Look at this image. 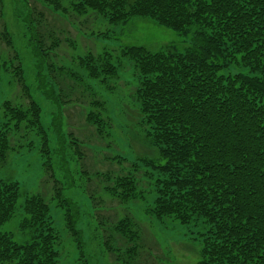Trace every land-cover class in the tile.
Returning <instances> with one entry per match:
<instances>
[{"label":"trees","instance_id":"16d2710c","mask_svg":"<svg viewBox=\"0 0 264 264\" xmlns=\"http://www.w3.org/2000/svg\"><path fill=\"white\" fill-rule=\"evenodd\" d=\"M75 9L103 14L114 24L131 16L149 17L189 38L183 49H124L141 76L135 95L147 124L145 137L162 162L145 160L150 166L143 171L136 165L138 176L101 174L110 181L103 189L120 204L143 199L145 190L138 187L142 177L146 188H154L148 211L156 219L169 217L182 224L204 219L209 228L197 264H264V0H78ZM0 34L9 44L4 23ZM78 63L91 79L115 73L109 63L95 64L92 55ZM229 66L247 71L220 73ZM21 72L20 67L14 69L29 102L25 109L3 102L8 119L0 123V164L13 149L11 129L19 130L21 123L36 126L48 152L41 107L30 97ZM91 102L100 106L99 100ZM85 121L94 126L97 138L104 139L99 114L90 111ZM50 177L51 198L64 210L66 228L81 248L78 206L63 196L53 174ZM18 197V182L0 179V226L14 215ZM23 211L21 226L34 227L35 234L30 242L19 244L0 230V264H57L59 235L48 221L46 198L32 194ZM140 225L129 214L111 221L106 250L112 252V240L116 247L126 246L114 254L124 264H160V256L147 247V240L155 246L157 242L147 238Z\"/></svg>","mask_w":264,"mask_h":264},{"label":"rangeland","instance_id":"374dc122","mask_svg":"<svg viewBox=\"0 0 264 264\" xmlns=\"http://www.w3.org/2000/svg\"><path fill=\"white\" fill-rule=\"evenodd\" d=\"M77 2L0 0V32L4 23L10 36L7 44L0 34V123L8 119L2 110L4 101L20 109L29 102L14 73L20 67L30 97L41 107V124L48 139L46 152L43 134L36 126L21 123L19 130L11 129L13 149L7 161L0 164V179L18 182L19 197L14 215L0 230L10 233L19 244L30 242L35 228L21 226L23 204L32 194L42 193L49 204L48 221L59 235L57 264H124L114 254L125 251L126 246L116 247L118 244L109 240V253L106 237L111 234V221L125 214L137 219L144 235L157 242L155 246L147 240V247L160 256V264H197L209 228L204 219L186 224L169 217L156 219L148 211L154 188H146L142 177L138 178V187L145 190L143 199L120 204L103 189L110 185V181H104V174L113 177L132 172L138 176L136 165L143 171L150 166L145 160L162 162L156 147L145 137L147 124L142 122L135 95L141 76L135 60L124 49L130 45H144L151 51L170 46L183 49L189 38L149 17L131 16L114 24L90 9L80 14L75 9ZM88 55L97 65H113L115 73L89 78L78 63ZM246 71L229 66L220 73ZM93 99L99 100L100 106L92 105ZM90 111L102 118L104 139L97 138L94 126L85 121ZM50 173L59 181L63 196L78 206L76 227L81 233V248L66 228L64 210L51 198ZM100 199V205L94 203Z\"/></svg>","mask_w":264,"mask_h":264}]
</instances>
